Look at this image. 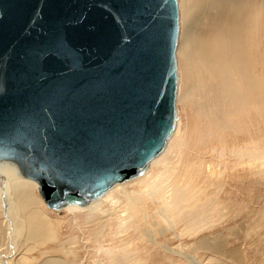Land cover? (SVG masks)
<instances>
[{
  "label": "water",
  "instance_id": "water-1",
  "mask_svg": "<svg viewBox=\"0 0 264 264\" xmlns=\"http://www.w3.org/2000/svg\"><path fill=\"white\" fill-rule=\"evenodd\" d=\"M178 0H0V161L47 209L144 174L176 128Z\"/></svg>",
  "mask_w": 264,
  "mask_h": 264
},
{
  "label": "rangeland",
  "instance_id": "rangeland-1",
  "mask_svg": "<svg viewBox=\"0 0 264 264\" xmlns=\"http://www.w3.org/2000/svg\"><path fill=\"white\" fill-rule=\"evenodd\" d=\"M241 1L229 0V3L239 6ZM262 3L264 0H259V4ZM178 4L179 49L189 37L207 40L216 33V27L230 22L229 17L222 16V11H213L212 15L219 18L209 20L211 15L205 16L207 6L193 8L191 0H178ZM256 18L257 30L252 36L259 37L260 45L251 48L253 52H259L255 54L258 63L253 74L264 83V11ZM176 59L179 72L178 123L159 160L137 183L111 190L94 206L98 205L96 209L102 218H108L98 242L92 239V224L84 221L89 210L54 214L43 208L52 223L62 221L61 227L54 224L56 242L38 247L31 255H26L37 259L26 264L44 263L47 256L66 264H190L177 252L192 256L197 264H264V167L258 171L259 167L250 166L246 159H238L232 153L252 142L264 149V113L258 114L248 106L238 110L228 108L222 112L228 128L225 132L214 128L217 122L210 123L197 116L191 102L184 101L183 96L190 90L192 79L177 53ZM231 82L242 92L235 73L230 74ZM252 106L257 107L258 104ZM0 184L1 192L8 195L4 200L8 204L13 196L4 183ZM171 185L183 188L188 201L193 198V203L206 209L203 224L200 221L190 224L193 226L177 223L169 231L157 232L162 224L157 222L155 225V213L160 210L162 201L159 200ZM134 196L143 199L142 210L139 205L129 207V198ZM191 204L188 203L189 209L195 205ZM112 210L115 213L107 217ZM144 215L148 217L147 225L144 224ZM147 230L152 231L150 238L146 236ZM71 237L77 241L68 245L66 242ZM119 240L126 246L130 245L126 250L129 256L132 255L128 257L129 261L127 258L123 260L122 252L112 258L105 254V250L115 245L118 251ZM41 252H46L47 256Z\"/></svg>",
  "mask_w": 264,
  "mask_h": 264
},
{
  "label": "bare ground",
  "instance_id": "bare-ground-1",
  "mask_svg": "<svg viewBox=\"0 0 264 264\" xmlns=\"http://www.w3.org/2000/svg\"><path fill=\"white\" fill-rule=\"evenodd\" d=\"M191 3L194 5V7L192 6L193 8L196 6L201 9L202 6H207L205 16L211 15L209 20L215 21L216 18H219L218 16L212 15L213 11H222V16H225V18L229 17L230 20L229 24L225 26H214L216 27V33L207 40L195 39L194 36L192 38L189 37V39H186L183 43L182 47L179 49L177 46L178 50H176L177 55L182 58L192 79L190 90L183 96L184 101L191 102L197 116L200 115L204 117V119L210 123L217 122L218 124L214 125V128L223 132L225 128L228 127L226 125V120L222 119V112L228 110V108L229 110H238L244 106H248L253 108L258 114L259 112L264 113V106L262 105L264 103V83L259 77L253 74V70L258 63L255 54L259 52H253V49H251L252 47L258 48L260 45L259 37L257 35L253 37L252 33H256L257 27H255V19H257V15L264 11V3H262L263 5L259 4V0H242L239 6L231 2L229 3V0H191ZM235 9H237V11ZM183 22L184 21H182V23ZM179 39H181L180 33ZM177 73L179 89L178 63ZM231 73H235L239 79L243 89L242 92H239V89H237L236 85L233 83L234 81L230 83ZM193 79L196 82H194ZM231 79L235 80L233 78ZM253 104H258V106L253 107ZM177 123L178 120L176 122V127ZM171 138L168 143L171 141ZM232 153L238 159H246L250 166L259 167L258 171L264 167V149H261L257 143L252 142L249 145H244L237 150H233ZM161 155L152 160L143 175L114 185L99 199L92 201L85 207L68 204L60 211L48 210L54 214L68 210L73 213L76 210H89L84 221L89 225L92 224V239L94 242H98L108 218H102L100 216L101 213L96 209L98 205L96 207L94 206L102 201L111 190L132 182L137 183L149 172L148 170L159 160ZM0 183H4V185L9 188L11 197L13 196L11 201L9 200L8 204H6L4 200L8 195H6V192L3 193L0 190V264H26L32 260L36 261L37 259H34V257L30 259L29 257L27 258L26 255H31L38 247L54 241L56 242L57 234L54 229V224L56 227H61L60 224L62 221L60 222L58 220L55 223L51 222V219H49L43 210V208L45 210L47 208L38 194L37 184L19 176L14 166L3 161H0ZM129 199L130 208H136L138 205L140 206V210L144 208L143 199L139 198V196H134ZM159 201L162 202L160 210H156L155 214H157V220H155L156 222L154 221L155 225L157 222L162 224L157 230L159 233L169 231L171 228L173 229V226L177 223H186L190 225L194 222H205L206 209L204 210L201 204H196V202L193 203V198H190V201H188L183 188L180 189L171 185ZM188 203L195 204L193 209L188 208ZM112 211L108 212L107 217L115 213ZM143 218L144 224L147 225L148 217L144 215ZM136 230L137 228H135L134 231ZM151 232L147 230V238L151 237ZM75 241H77L76 238L71 237L66 243L72 245L76 243ZM119 242L118 251H116L115 245L112 249L105 250V254L112 258L116 257V253L119 254L122 252L123 260L126 258L128 260V257L131 258L132 256L131 254L129 256V253L126 251L130 245L126 246L125 242L122 240H119ZM166 251L172 252L171 249H167ZM41 253L43 256L46 255V252ZM177 253L179 257H184L188 263L197 264V261H195L192 256L183 255L180 252ZM40 264L66 263L50 257L48 258L47 256L44 263L41 262Z\"/></svg>",
  "mask_w": 264,
  "mask_h": 264
}]
</instances>
